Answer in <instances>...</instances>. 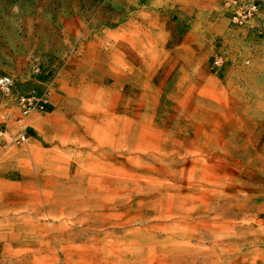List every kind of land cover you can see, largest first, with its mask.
<instances>
[{"label":"rangeland","instance_id":"obj_1","mask_svg":"<svg viewBox=\"0 0 264 264\" xmlns=\"http://www.w3.org/2000/svg\"><path fill=\"white\" fill-rule=\"evenodd\" d=\"M225 1L0 0V264H264V0Z\"/></svg>","mask_w":264,"mask_h":264},{"label":"built area","instance_id":"obj_2","mask_svg":"<svg viewBox=\"0 0 264 264\" xmlns=\"http://www.w3.org/2000/svg\"><path fill=\"white\" fill-rule=\"evenodd\" d=\"M224 6L230 21L237 25L254 21L260 12L257 0H226ZM11 86L12 80L9 76L0 77V91L9 93ZM15 100L22 117H26L33 111H44L45 106L49 104V93L39 96L37 93L31 92L25 95H17ZM22 117L20 121L23 119ZM17 139L21 142L26 141L27 136L24 128H19Z\"/></svg>","mask_w":264,"mask_h":264}]
</instances>
